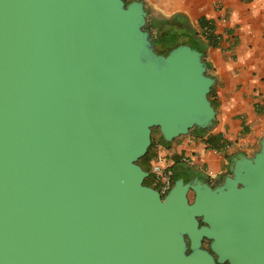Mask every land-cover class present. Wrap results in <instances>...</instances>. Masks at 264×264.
I'll return each instance as SVG.
<instances>
[{
    "label": "water",
    "instance_id": "95a60500",
    "mask_svg": "<svg viewBox=\"0 0 264 264\" xmlns=\"http://www.w3.org/2000/svg\"><path fill=\"white\" fill-rule=\"evenodd\" d=\"M147 16L0 0V264H264V136L214 185L144 183L153 127L172 141L216 118L202 51L157 52Z\"/></svg>",
    "mask_w": 264,
    "mask_h": 264
},
{
    "label": "crops",
    "instance_id": "0c3cea01",
    "mask_svg": "<svg viewBox=\"0 0 264 264\" xmlns=\"http://www.w3.org/2000/svg\"><path fill=\"white\" fill-rule=\"evenodd\" d=\"M142 1L148 29L163 21L182 24L201 47L208 73L215 79L209 95L216 110L213 125L201 131L192 128L161 143L175 177L187 168L214 185L230 173L234 157L252 155L264 136V0ZM200 19L207 25L201 26ZM216 133L224 143L219 149L205 143ZM159 134L155 130L154 138ZM183 162L186 166L176 171Z\"/></svg>",
    "mask_w": 264,
    "mask_h": 264
},
{
    "label": "trees",
    "instance_id": "16d2710c",
    "mask_svg": "<svg viewBox=\"0 0 264 264\" xmlns=\"http://www.w3.org/2000/svg\"><path fill=\"white\" fill-rule=\"evenodd\" d=\"M200 25L201 26H206L207 23L204 19H200ZM185 36L189 39L190 45L192 47H196L199 50L201 49V47L199 46V44L196 42V39L193 37L192 33L188 32L185 28L182 27V24H180L179 22H174V23H168V22H161L160 25H158L157 27V33L155 35V37L153 38V41L155 43V49L157 50V52L159 53H167L171 48L175 47L177 45V43H166L165 40L168 37H174V36ZM209 40L213 41V38L211 35H207L206 36ZM210 93L211 91H209L208 93V98L210 99ZM211 100V99H210ZM212 105L215 108V104L211 101ZM199 129V130H203L201 128L198 127H194V129ZM155 130H158L157 127H153L152 131H151V143L147 148V151L145 152V154L143 156H141L138 159V163L145 169L150 170V165H151V160L154 157L155 154V145L157 143H168V141H164L161 134H159L158 138H154L153 133ZM205 143L207 144L208 147L211 148H215V149H219L221 148L224 143L222 140V137L220 134H210L206 137L205 139ZM177 177H174V179H176ZM151 178L150 175L148 177H146L144 179V183L149 184Z\"/></svg>",
    "mask_w": 264,
    "mask_h": 264
},
{
    "label": "built area",
    "instance_id": "2783aa9c",
    "mask_svg": "<svg viewBox=\"0 0 264 264\" xmlns=\"http://www.w3.org/2000/svg\"><path fill=\"white\" fill-rule=\"evenodd\" d=\"M173 163L166 159L161 143L155 145V154L151 160L149 175L151 183L161 195L168 192L173 184Z\"/></svg>",
    "mask_w": 264,
    "mask_h": 264
},
{
    "label": "flooded vegetation",
    "instance_id": "af4514ba",
    "mask_svg": "<svg viewBox=\"0 0 264 264\" xmlns=\"http://www.w3.org/2000/svg\"><path fill=\"white\" fill-rule=\"evenodd\" d=\"M149 31L151 32L152 38H154L155 35H156V33H157V26L156 27L154 26L153 28H150ZM190 171H191L190 169L185 168V170H183L182 172H180L179 177H182L184 179V181H188V180L192 179L194 175H192ZM174 177H175V174L173 172V181H174ZM150 185L152 186V183H150ZM188 197L191 200V198H192L191 191H188ZM203 246L204 247H208V240H203ZM222 264H227V263H222Z\"/></svg>",
    "mask_w": 264,
    "mask_h": 264
},
{
    "label": "rangeland",
    "instance_id": "374dc122",
    "mask_svg": "<svg viewBox=\"0 0 264 264\" xmlns=\"http://www.w3.org/2000/svg\"><path fill=\"white\" fill-rule=\"evenodd\" d=\"M165 42L166 43H169V42H171V43H177V45L178 44H182V43H188V44H190L189 39L187 37L181 36V35L174 36V37H172V36L171 37H168L165 40ZM184 166H186V163H184V162L183 163H180L178 166H176V171L179 170L178 168L183 169Z\"/></svg>",
    "mask_w": 264,
    "mask_h": 264
}]
</instances>
